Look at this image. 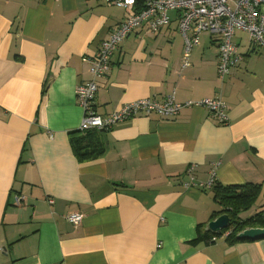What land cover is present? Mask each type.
I'll list each match as a JSON object with an SVG mask.
<instances>
[{
    "label": "crops",
    "instance_id": "0c3cea01",
    "mask_svg": "<svg viewBox=\"0 0 264 264\" xmlns=\"http://www.w3.org/2000/svg\"><path fill=\"white\" fill-rule=\"evenodd\" d=\"M172 12L160 32L139 28L122 42L98 81L96 111L220 95L228 121L194 105L103 134L80 129L76 92L126 10L106 0H0V264H264V238L193 243L219 209L207 186L213 169L214 184L262 185L242 220L264 210V50L237 30L243 59L221 79L219 37L203 32L183 67ZM79 138L89 151L104 140L105 154L84 159ZM74 211L84 213L78 226L66 219Z\"/></svg>",
    "mask_w": 264,
    "mask_h": 264
},
{
    "label": "built area",
    "instance_id": "2783aa9c",
    "mask_svg": "<svg viewBox=\"0 0 264 264\" xmlns=\"http://www.w3.org/2000/svg\"><path fill=\"white\" fill-rule=\"evenodd\" d=\"M106 1L123 7L126 14L91 59L92 77L77 88V98L84 110L80 129L85 132L94 129L108 130L120 121L151 113L170 118L178 115L183 107L194 105L204 106L218 121L226 123L228 105L220 95L198 101L189 100L185 103L178 102L171 95L164 100L145 97L126 102L110 114H100L95 109L98 81L110 71L114 53L133 31L143 28L150 34L160 32L171 22V11L178 13L179 30L185 39L182 66L191 64L192 50L199 44L200 34L210 32L219 37L218 74L221 79H225L243 59L234 40L237 30L246 32L250 44L264 50V0ZM193 168L194 166L189 171L192 172ZM215 178L216 171L213 169L207 186H213ZM23 199L24 196L16 195L15 204L20 206ZM50 202L53 203V199H50ZM66 219L78 226L84 219V213L74 211L67 214ZM225 235L227 236L228 232Z\"/></svg>",
    "mask_w": 264,
    "mask_h": 264
},
{
    "label": "trees",
    "instance_id": "16d2710c",
    "mask_svg": "<svg viewBox=\"0 0 264 264\" xmlns=\"http://www.w3.org/2000/svg\"><path fill=\"white\" fill-rule=\"evenodd\" d=\"M95 130V129H94ZM97 130V129H96ZM93 130L87 131L92 132ZM106 130H100L101 133H105ZM91 145L88 140L84 141L79 138V143L76 148L81 154H83L84 159H91L93 154L99 153L100 155L105 154L106 145L105 141L95 147L94 150L89 151ZM262 185L248 183L244 186L236 185H222L221 183H215L212 186L213 198L217 202L219 209L214 211L212 219H216L221 214H229L231 218L230 226L223 229L220 232H214L212 230L204 231L200 226L198 229V237L193 241V243L206 242L211 243L216 241L219 236L224 235L228 232L227 239L231 242H236L240 240H250V239H239L237 236L240 232L248 228H264V210L260 211L256 215L242 220L239 217V213L242 210L249 209L253 204L256 203L259 196L261 195Z\"/></svg>",
    "mask_w": 264,
    "mask_h": 264
},
{
    "label": "water",
    "instance_id": "95a60500",
    "mask_svg": "<svg viewBox=\"0 0 264 264\" xmlns=\"http://www.w3.org/2000/svg\"><path fill=\"white\" fill-rule=\"evenodd\" d=\"M231 218L229 214H221L209 223V229L214 232H220L230 226ZM239 239L257 240L264 238V228H248L240 232L237 236Z\"/></svg>",
    "mask_w": 264,
    "mask_h": 264
},
{
    "label": "rangeland",
    "instance_id": "374dc122",
    "mask_svg": "<svg viewBox=\"0 0 264 264\" xmlns=\"http://www.w3.org/2000/svg\"><path fill=\"white\" fill-rule=\"evenodd\" d=\"M170 15L173 16L174 13L171 11V12H170ZM177 15H178V13H177ZM244 36L247 37V33H246V32H244ZM202 39H207L206 34H204V35L202 36Z\"/></svg>",
    "mask_w": 264,
    "mask_h": 264
}]
</instances>
